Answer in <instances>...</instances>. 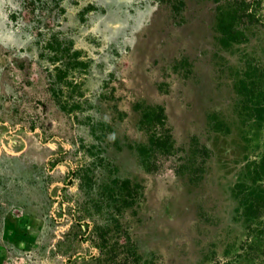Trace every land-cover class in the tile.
Instances as JSON below:
<instances>
[{
	"label": "rangeland",
	"instance_id": "rangeland-1",
	"mask_svg": "<svg viewBox=\"0 0 264 264\" xmlns=\"http://www.w3.org/2000/svg\"><path fill=\"white\" fill-rule=\"evenodd\" d=\"M0 264H264V0H0Z\"/></svg>",
	"mask_w": 264,
	"mask_h": 264
},
{
	"label": "trees",
	"instance_id": "trees-1",
	"mask_svg": "<svg viewBox=\"0 0 264 264\" xmlns=\"http://www.w3.org/2000/svg\"><path fill=\"white\" fill-rule=\"evenodd\" d=\"M249 16H250V18L251 17L253 18L255 16V14L253 12H250Z\"/></svg>",
	"mask_w": 264,
	"mask_h": 264
}]
</instances>
